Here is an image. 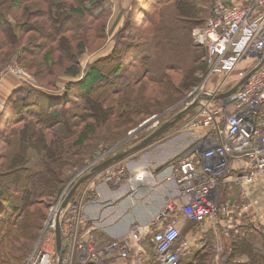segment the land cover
<instances>
[{
  "label": "trees",
  "instance_id": "trees-1",
  "mask_svg": "<svg viewBox=\"0 0 264 264\" xmlns=\"http://www.w3.org/2000/svg\"><path fill=\"white\" fill-rule=\"evenodd\" d=\"M163 1L166 0H134L125 17L123 12L114 11L110 0H0V71L17 61L31 76L8 92L0 110V264H20L29 249L34 250L65 190V171L82 168L88 159L97 156L99 145L115 146L126 137L125 132L114 129L119 128L117 121L111 124L113 130L109 134L101 133L96 115L99 110L94 107L107 105L108 109L103 111L108 121L120 118V114L128 117L130 109L138 106L139 98L148 97V85L156 82L155 56L164 57L161 67L178 66L165 60L166 40L149 34L155 13L152 11L161 10L170 2L161 6ZM186 2L192 5L186 4L182 7L184 12L180 11ZM198 2L181 0L177 5L180 17L199 24L187 20L186 26L175 29L178 34L167 41L173 56L180 52L179 44L191 53V26L204 27L212 17L213 0H200L201 4L211 3L204 19L191 14ZM104 18L106 21L101 22ZM90 40L94 41L93 46ZM198 49L204 53L203 63L197 68L201 61L194 58L195 79L188 73V81L195 83L197 73L201 75L199 81L183 92L182 100L174 99L173 106L187 100L208 73L206 50L199 46ZM148 50L151 53L147 54ZM89 57L93 60L88 63ZM103 66L111 70L105 73ZM163 77L168 86L167 72ZM110 84L111 90L106 89L99 96V88ZM200 106L190 110L182 122L194 117ZM142 108L132 113L144 117L150 110L157 111L154 107L148 111ZM136 117L121 126H137ZM73 155L79 160L71 161ZM257 240L264 243L263 227L239 223L231 230L230 242L225 246L232 248V252L223 255L222 264H237L243 258L246 261L241 264H264V255L255 247ZM25 242L34 244L23 253ZM214 256L215 249L210 247L199 251L190 264H212Z\"/></svg>",
  "mask_w": 264,
  "mask_h": 264
},
{
  "label": "built area",
  "instance_id": "built-area-1",
  "mask_svg": "<svg viewBox=\"0 0 264 264\" xmlns=\"http://www.w3.org/2000/svg\"><path fill=\"white\" fill-rule=\"evenodd\" d=\"M193 40L206 50L209 70L191 95L192 103L197 101L200 109L182 128L198 142L194 150L200 158L187 157L172 164L174 171L167 181L177 185L185 202L179 206L170 200L157 217V221L166 222L151 238L158 264H180L186 245L180 241L178 212L188 222L210 221L218 237L229 238L234 229L229 221L235 210L237 222L251 214L249 187L258 181L264 183V0H213L212 17L193 31ZM1 74L0 79L5 74L21 79L23 71L12 65ZM234 89L233 94L220 98ZM138 171L130 182L145 179L147 171ZM105 174L86 182L78 200L61 211L62 257L56 247V218L63 199L52 209L26 264H74L77 257L82 264H109L106 257L116 252L124 260L129 258L127 241L114 240L98 249L93 236L89 240L84 237L90 233L83 211L86 198L96 193L99 183H124L123 170ZM226 186L238 189L237 204L220 203ZM130 236L137 243L143 240L139 226L131 228ZM215 250L214 264H222L223 255L232 252L220 240Z\"/></svg>",
  "mask_w": 264,
  "mask_h": 264
},
{
  "label": "rangeland",
  "instance_id": "rangeland-1",
  "mask_svg": "<svg viewBox=\"0 0 264 264\" xmlns=\"http://www.w3.org/2000/svg\"><path fill=\"white\" fill-rule=\"evenodd\" d=\"M110 1L112 2L113 6H115L114 11H116V9H117L116 13L121 11L124 13L125 17H127L129 15L132 4L130 6H127L122 2L123 0H110ZM167 1H170V2L167 4ZM180 1L181 0L163 1L161 3V6L164 3H165V5L166 4L167 5L161 10H160V8H158V9L152 11V12H155L154 13V20H153V23L151 25H149V28H150L149 34L152 33V34H154V36H158L159 37L158 39L161 41H164V39L166 40L167 49L164 50L165 60H167L166 62H169V64L176 63V65H178L175 67H172L173 65H170V67H161V66H159V64L164 62V60H163L164 57L160 58L158 56H155L156 64L154 66H156V67L153 69H154L155 73L157 74L156 75L157 77L155 78L156 82L152 83V85H148L147 89L150 91L149 93H147L148 97H146V99H142V97H140L139 102H138V106H136L135 109L142 108L141 106H143V108H142L143 110H147V109H150L151 107H154L155 108L154 110H157V111L150 110L148 112V114L145 115L144 117L142 114L139 117H136L134 115V113H132L133 110H135V109H130L132 116H131V113L128 115V117L125 115L122 116L120 114V116H121L120 118L113 119L112 121H108V119H107L108 117L105 115V111H103V110L108 109L107 105L102 104L99 107L96 105L94 107V110H99V112H100V114H99V112L97 111L96 115L98 116V120H97L98 121V123H97L98 129H100L101 133H103L104 135L109 134L111 132V130H113V128L110 127L111 124L113 122L117 121L119 128H114V129L119 133L125 132V134H127V135L125 138L121 139V141L115 146L99 145L100 147H99V152H98L97 156L88 159L85 162V165L82 166V168L75 167L72 170H70V172L65 171V173H64L65 174L64 175V177H65V185H64L65 190L63 191V195L61 196L60 200L63 199V201H64V199L67 197L68 193L73 189L75 184H77V182H79V180H81L82 178H84L85 176L90 174L94 168L103 164L104 162L108 161L109 159H111V158H113L119 154H122L124 152H127L128 150L139 145L141 142H143V140H145L151 134H153L156 130H158L163 124H165L166 122L173 119L177 114H179L182 110H184L187 106H189L192 103V101H191L192 96L191 95L195 92L196 89L192 93H190L189 95L187 94L188 95L187 100L184 99L183 101L179 102L176 106L172 105L174 99L176 102L182 100L185 96L184 94L186 92H188V90H190L192 87H194L195 84L198 83L201 75L199 76L197 73L196 74L197 81L195 83H190L188 81V73H191V75H192L191 77L194 80L195 79V73L192 71V69H194V64L197 63L194 58L199 59L201 61V62L199 61L200 63L197 66V68H200L201 64L203 63V56H204V53L198 49L197 44L193 40V31L195 30L196 25L191 26V30H190V41H191V44L193 47L191 53L186 52V47L183 44H181V45L179 44L180 52L176 51V55L173 56V53H170V51H169V46H168L167 41L171 42V39L174 38L176 34H178L175 32V29L182 27V26H186L185 23H187L188 21H190L189 23L192 22L195 24H199V22L196 23L195 20H192V19L189 20L187 18L180 17L181 16L180 14H182V13H180L178 11V6H177ZM185 5L191 6L192 4L189 5V2H186L185 4H183V6L180 5L181 6L180 11L184 12L182 7H184ZM176 7H177V10H176ZM210 7H211V3L201 4V2L199 0L198 6L195 5V7H193L194 12L191 14L195 15L196 18H198L200 20L204 19L205 17L208 16ZM185 10L190 12V10H187V9H185ZM114 14H115V12H114ZM161 15H162V17H161ZM175 18H177L178 21L183 22V23L181 25L176 23ZM161 19L163 21L162 24H161ZM112 20L114 21V17H113V19L110 20V22H112ZM82 21L85 23L84 19ZM105 21H106V18L102 19L101 22H105ZM124 21H125V19H123V21H121L122 26L125 23ZM80 26H81L80 28L83 27L82 22H80ZM140 26L141 27L144 26V23H141ZM157 27L159 29H157ZM78 29H79V27H78ZM155 29H156V31H155ZM160 35H162V36H160ZM164 35L166 36V38L164 37ZM93 43H94V41L93 42H92V40L89 41L90 45ZM170 45H171V43H170ZM91 46H93V45H91ZM90 48L92 49V47H90ZM131 53H134V52H131ZM149 53H151V52L148 50L147 54H149ZM152 53L155 55V50ZM142 54H143V52L141 51L139 53V55L142 56ZM58 55H60V54H58ZM86 55H89V54H86ZM128 58H131V56L130 57L128 56ZM128 58H126V60ZM88 59H89L88 63L93 60V58H91V57L87 58V60ZM12 65H15L19 69H21L23 71V76L21 77V79L15 77V75H10V74H8V75L5 74V76H2L3 78L0 79V110H2V108L4 107V101L8 97V92L10 90L15 89L16 87L20 86L22 84V82L25 81V79L26 80H28L29 78L31 79L30 74L27 71H24L25 69H23L17 61L14 62ZM11 66H9V67H11ZM9 67H7V68H9ZM101 68L103 71H105V73H107V72H109V70H111V67L106 68V66H103ZM5 69L1 70L0 74L3 73V71ZM165 72H167V74L169 75V77L167 79H168L170 84L168 86H166V84L163 82V78H164L163 76H164ZM183 78H185V79H183ZM113 80L116 81V79H113ZM6 84H8L9 89H8V92L6 91V93H4L3 88ZM67 85L68 84H66V86ZM112 87H113V84L112 85L111 84L110 85H103L99 88L97 93L101 92L99 96H102L105 93L106 89L111 90ZM183 92H185V93H183ZM164 110H165V112H164ZM151 111H153V112H151ZM102 117H104V120L102 119ZM135 117H136V119H138V122H139L137 126H133V127H131V129H127V128H124L125 126H121L127 120H128L127 124L131 123L130 120L132 119V121H133L135 119ZM99 120H101V121H99ZM183 122L181 120L179 123H177L176 125L171 127V129H169L165 133V135H163V137L161 136V138H159L158 140H155L148 147L134 153L133 155L127 157L125 160H123L121 162H118V163L111 165L109 168L103 170L100 173L105 174L108 171H113L116 169L117 170H123V172H124V183L120 184V186L123 184H127V186H129L130 189L132 190V193L136 194L137 191L139 190V187H141V185H144L146 183V181H145V179L142 182H135V181L130 182L129 181V179L138 171V169L139 170L143 169V168H137V171L136 170L134 171L133 169H136V168H133V165H135L134 162H136V161L138 162L140 160V158L143 157L144 154H149L150 155L148 158L149 161H147V162H148V166L151 167V169L153 170L152 166H154V165L152 163H150V161H152L154 159L155 155L161 154L160 156H163L169 152V151H164V149L162 151H158L159 150L158 148H153V147L157 144L163 145L164 142H166L168 140H172L171 146H173V149L177 150L176 152H178L180 149H179V147L177 148L176 146L183 144V141L188 139L189 138L188 136H190V134L184 132V130L182 128ZM125 129H127V130L125 131ZM164 138H166L165 139L166 141H164L162 143H158L161 140H163ZM74 141H76V140L74 139ZM71 144H72V141L68 144L69 147L71 146ZM93 145L94 144L92 143V146ZM179 152H181V151H179ZM77 155H79V153ZM68 157H69V155H68ZM71 158H72L71 161L79 160V157L76 155H73ZM146 169H148V168H146ZM148 171H150V170L148 169ZM100 173H98V174H100ZM98 174H96V175H98ZM96 175L92 176L89 180L85 181L79 187L76 194L79 191H82V189L86 186L85 183L86 182L88 183ZM120 186L119 185L115 186L114 183H110V182H102V183L97 184L95 194H97V196H98L99 191L103 187L104 188H107V187L119 188ZM249 194L252 196L251 215L256 217L261 224L260 227L264 228V183L261 181H258L257 183H255L254 185L249 187ZM75 195L73 196L72 200H74ZM63 201H62V203H63ZM249 218H250V215L245 216V218L243 220L245 222L246 226H250L251 224H253L252 219H249ZM97 227L100 228L101 226H99L97 224ZM100 229H101V234L98 235V237L96 236L97 237L96 246L99 249L104 248L106 245H108L109 243H111L114 240L126 241L128 238V232L125 234L119 235V236H115V235H110L109 233H107L105 229H102V228H100ZM40 239H39V241H40ZM39 241H38V243H39ZM38 243H37V245H38ZM33 244L34 243L25 242L23 244V249H25L23 251V253L26 250H28V248H27L28 246L33 247ZM145 245H146L145 248H146V251H147V254H148V257L150 258V260H151V258L155 259L156 254H155V248H154V245L152 243V240L148 239V241L146 242ZM255 247H256L257 251L261 252V254L264 255V243L263 242H260L259 240H257V242L255 243ZM35 248H34V250H35ZM32 249L33 248L29 249L30 252L27 254V257L25 259H23L20 264H26L27 263L28 257L34 251L33 250L31 252ZM213 259H216V254H215ZM212 264H214V262Z\"/></svg>",
  "mask_w": 264,
  "mask_h": 264
},
{
  "label": "crops",
  "instance_id": "crops-1",
  "mask_svg": "<svg viewBox=\"0 0 264 264\" xmlns=\"http://www.w3.org/2000/svg\"><path fill=\"white\" fill-rule=\"evenodd\" d=\"M133 1L134 0H123L122 2L130 6ZM8 89L9 86L6 84L3 90L6 93ZM188 137V139L183 141V144L176 146L177 148L179 147V151L181 152H176L177 150L173 149V146H171L172 140L166 141V138H164L158 142L162 143L166 141L163 145L157 144L153 148H158V151L164 149V151L169 152L163 156H160L161 154L155 155L154 159L150 161V163L154 165H151L153 170L148 166L147 161H149V154H144L143 157L140 158L141 161L134 162L135 165H133V168H136L133 169L134 171H137V168H143L147 171L145 176L146 183L139 187L136 194L132 193V190L127 184H123L121 186L119 185V188L103 187L99 191L98 196L94 194L87 197L84 201L83 211L87 220L86 227L88 226L90 230V233L84 234L86 240H89L91 236L96 240L98 235L101 234L100 228L105 229L107 233L115 236L128 232L126 241L130 247L129 258L124 260L120 257L118 252H116L106 257L107 263L158 264L156 255L155 259L151 258L152 261L148 257L145 244L148 239L151 240L155 231H159L165 227L166 222L157 221V217L165 209L167 203L170 200H174L180 206L185 202L177 185L173 182H168L167 177L174 171L172 164L177 165L180 160L187 157L193 159L200 158V154H197L194 150L198 142L193 136L190 135ZM79 193L75 197V201L78 200ZM238 201V189L235 186H226L224 192L221 194L220 203L230 205L237 204ZM235 217L236 210L229 221L233 224L234 228L236 226L238 227V224L243 222L235 221ZM249 219H252L255 226L260 227L261 224L256 217L250 214ZM97 224L101 227H97ZM177 225L181 231L180 241L184 242L186 245L180 257V264L193 263L199 251H207L210 247L215 249V244L218 240L226 245L231 239V233L229 238L221 235L218 237L216 234L217 231L213 228L210 221H206L203 224L188 222L180 212L177 213ZM134 226H139V234L143 239L139 243L135 242L130 236V230ZM221 226L223 230L224 226L222 224ZM96 243L97 241H95V247L97 248ZM215 254L217 255L216 250ZM214 261L215 259H213L212 262ZM242 261H246V258L238 260L237 264H241ZM74 264L82 263L77 257Z\"/></svg>",
  "mask_w": 264,
  "mask_h": 264
},
{
  "label": "water",
  "instance_id": "water-1",
  "mask_svg": "<svg viewBox=\"0 0 264 264\" xmlns=\"http://www.w3.org/2000/svg\"><path fill=\"white\" fill-rule=\"evenodd\" d=\"M253 73V72H252ZM248 75L246 79H248L251 75ZM236 91V89L232 90L231 92L222 95L220 98L224 96H228L233 94ZM197 104V101L191 103L189 106H187L184 110H182L179 114H177L173 119L163 124L158 130H156L153 134H151L148 138L143 140L139 145L135 146L134 148L128 150L127 152H124L122 154H119L108 161L104 162L103 164L97 166L92 170L90 174L79 180L77 184L73 187V189L68 193L67 197L64 199L63 203L60 206L59 213L57 214L56 218V247L57 251L60 257L63 255V243H62V235H61V226L59 222V217L61 211L67 208V206L71 203L73 196L76 194L79 187L87 180H89L92 176L102 172L103 170L109 168L111 165L121 162L125 160L127 157L133 155L134 153L148 147L150 144H152L157 138L161 137L170 127L174 126L175 124L179 123L184 116L192 110Z\"/></svg>",
  "mask_w": 264,
  "mask_h": 264
},
{
  "label": "bare ground",
  "instance_id": "bare-ground-1",
  "mask_svg": "<svg viewBox=\"0 0 264 264\" xmlns=\"http://www.w3.org/2000/svg\"><path fill=\"white\" fill-rule=\"evenodd\" d=\"M139 172V171H138Z\"/></svg>",
  "mask_w": 264,
  "mask_h": 264
}]
</instances>
